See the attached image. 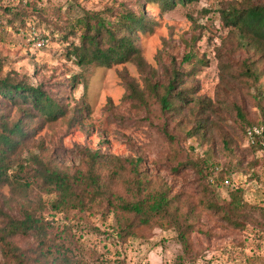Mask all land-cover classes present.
Returning <instances> with one entry per match:
<instances>
[{
  "label": "rangeland",
  "instance_id": "1",
  "mask_svg": "<svg viewBox=\"0 0 264 264\" xmlns=\"http://www.w3.org/2000/svg\"><path fill=\"white\" fill-rule=\"evenodd\" d=\"M234 1L198 0L169 11H163L157 3L145 6V15L155 23L139 41L147 63L145 73L132 62L81 69L66 55L69 41L47 38L46 46H35L31 39L43 35V28L31 35L11 29L0 34V56L6 59V72L17 71L82 113L74 124L62 118L46 125L27 142L19 163L33 168L32 155L42 148L44 153L53 152L60 165L68 169L80 166L79 147L142 157L152 175L164 178L172 193L180 194V210L191 212L196 230L189 234L187 246L169 220L141 227L133 236L120 233L119 218L100 206L57 212L51 207L53 197L44 194L37 184L22 187L21 192L10 185L1 187L0 208L18 219L27 212L35 214L44 224V234L57 235L59 241H63L62 234L55 231L64 225L73 227L82 264H264V151L251 150L253 141L244 135L237 108L256 123H261L262 114L253 80L232 74L238 73L242 61L252 54L249 47L239 44L238 31H232L222 20V9ZM121 4L135 10L139 7L136 0H47L51 16L61 24L72 22L83 10L103 11ZM191 50L198 52L206 65L189 82L214 110L213 132L204 144L189 137L191 125L186 117L172 118L162 113L155 102L149 109H138L123 98L129 80H135L141 88L145 87L144 76L160 85L165 83L173 65H180ZM222 63H230L232 72L225 73ZM75 75H81L80 84L72 81ZM6 110L11 118L16 115L13 105L6 106ZM226 141L242 155V161L232 168L231 182H217L215 178L211 182L221 202H232L237 207L238 199L243 198L245 204L238 211L244 228L232 227L218 215L196 207L202 187L200 173L191 166L176 170L181 162L205 158L216 163L219 171L230 167ZM18 169L19 166L10 171ZM27 172L26 176L32 171ZM3 226L0 216V229ZM39 233L19 236L15 243L23 250L36 249L42 235ZM0 264H13L4 255L1 242Z\"/></svg>",
  "mask_w": 264,
  "mask_h": 264
},
{
  "label": "trees",
  "instance_id": "2",
  "mask_svg": "<svg viewBox=\"0 0 264 264\" xmlns=\"http://www.w3.org/2000/svg\"><path fill=\"white\" fill-rule=\"evenodd\" d=\"M197 1L136 0L137 10L125 4L119 8L107 7L103 11L83 10V14L73 18L72 22L61 24L51 16L47 0H0V34L11 29L19 34L24 31L31 35L43 28L45 33L39 37H58V40L69 41L66 55L81 69L91 66L111 68L116 64L132 62L145 73L147 63L139 41L142 35L153 30L155 24L145 15V6L157 3L163 11H169ZM221 14L225 25L232 31H238L239 44L249 47L252 52L242 61L241 70L232 74H237L240 79L246 77L253 80L262 121H249L241 108H237V116L244 125L245 136L249 137L250 130L262 129L261 134L253 133L251 150L264 151V0H235L222 9ZM229 64L222 63L225 73L232 72ZM202 65H206V60L191 50L183 56L180 65H173L165 83L160 85L144 76L145 87L141 88L135 80H129L123 98L138 109H149L155 102L162 113L172 118L186 117L191 125L187 134L191 139L201 141L199 144H204L213 132L215 123L211 112L214 110L197 95V88L189 82ZM5 66L6 59L0 56V188L10 185L21 192L20 188L37 184L44 194L53 197L51 207L57 212L85 211L100 206L119 218L120 233L133 236L141 227L161 225L169 220L178 230L180 241L188 245L189 234L196 230L191 212L180 210V194H173L164 178L152 175L145 168L142 157H123L79 147L81 164L68 169L60 165L53 152L44 153L42 148L32 155L33 168L19 163L27 142L46 125L62 118L74 124L82 113L70 108L42 85L32 84L17 71L6 72ZM80 77L75 75L72 81L80 84ZM2 102L5 106L1 105ZM11 105L17 109L13 118L6 110V106ZM225 150L231 156L232 167L219 171L216 163L205 158L181 162L176 170L191 166L200 173L202 187L196 207L218 215L232 227L244 228L242 214L238 211V207L245 204L243 198L238 199L237 207L232 202H221L211 182V178L217 182H231L232 168L240 166L242 155H238L227 141ZM207 153L209 157L210 152ZM17 166L19 169L16 172L10 171ZM26 169L32 171L28 176ZM0 216L4 222L0 229L1 248L13 264H82L73 227L64 225L56 228L55 234L60 233L63 238L59 241L57 235L50 237L44 234L42 220L31 212L18 219L0 208ZM39 231L44 236L40 235L38 248L23 250L15 243L17 237L37 235Z\"/></svg>",
  "mask_w": 264,
  "mask_h": 264
},
{
  "label": "built area",
  "instance_id": "3",
  "mask_svg": "<svg viewBox=\"0 0 264 264\" xmlns=\"http://www.w3.org/2000/svg\"><path fill=\"white\" fill-rule=\"evenodd\" d=\"M21 33H24V31H21ZM31 40L32 41H35V46L37 48H43L44 46H46V44L48 42V39L47 38H42V37H39L38 35L37 36H34V38L31 39ZM261 131H262V129H255L254 131L253 130H250L249 131V138L250 139H253V133L256 132V133L261 134Z\"/></svg>",
  "mask_w": 264,
  "mask_h": 264
}]
</instances>
